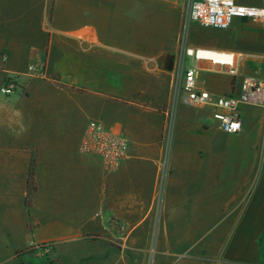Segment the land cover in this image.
Listing matches in <instances>:
<instances>
[{"label":"crops","instance_id":"obj_1","mask_svg":"<svg viewBox=\"0 0 264 264\" xmlns=\"http://www.w3.org/2000/svg\"><path fill=\"white\" fill-rule=\"evenodd\" d=\"M153 1L0 0V86L8 77L19 86L11 97L0 93V153L23 156L26 183L30 171L47 174L33 176L32 228L28 217L6 213L0 264H264V105L242 107L235 135L209 109L193 111L202 129L175 136L158 196L168 70L136 51L165 38L154 31L167 16L159 18ZM191 27L213 38L191 46L242 53L240 71L264 80V21ZM217 75L203 71V86L229 94L231 80ZM92 120L129 140L117 171L80 151ZM187 138L196 141L182 146ZM32 242L47 252H29Z\"/></svg>","mask_w":264,"mask_h":264},{"label":"built area","instance_id":"obj_2","mask_svg":"<svg viewBox=\"0 0 264 264\" xmlns=\"http://www.w3.org/2000/svg\"><path fill=\"white\" fill-rule=\"evenodd\" d=\"M264 21V7L245 5L237 0H190L185 15L187 26L197 25L220 30L229 29L235 19ZM245 56L231 50L183 45L179 55L176 73L172 82L174 101L184 99L186 104L211 111V119L227 134H239L243 130L242 107L264 105V80L249 77L244 80L241 91L236 94H213L203 86V71L237 78ZM190 63V67L186 66ZM31 74L45 77L35 66ZM19 89L17 80L8 77L0 86V93L11 97ZM84 155L99 159L107 172L117 171L129 156V140L115 127H108L101 121H90L80 141ZM167 165L163 162L159 179L158 196L164 194ZM160 190V191H159ZM163 192V193H162Z\"/></svg>","mask_w":264,"mask_h":264},{"label":"rangeland","instance_id":"obj_3","mask_svg":"<svg viewBox=\"0 0 264 264\" xmlns=\"http://www.w3.org/2000/svg\"><path fill=\"white\" fill-rule=\"evenodd\" d=\"M190 0H155L153 1L152 8L153 10H159V18L167 16L166 20L161 19L162 26L157 28L154 32L156 34H161L162 41H153L150 44H145V47L142 45L137 46V53L149 57H157L162 59V63H165V67L168 70V104L165 107L159 109L163 110L166 115L162 117V134L164 138V155L161 164L166 162L167 172L166 178L169 173V163H170V154L173 147L175 136L179 137V131L183 134L186 131H194L202 129L201 125L193 120V111L198 110L199 108L190 106L186 104L184 99H179L178 102L174 101L172 94V82L176 73V68L179 60V55L183 45H192L193 43H209L213 41L208 34L202 33L201 31H193L192 27L186 25L185 15L189 8ZM202 29V28H201ZM159 30V32H157ZM186 66L190 67V63L186 62ZM209 76V75H207ZM221 76V75H217ZM250 77L242 69L237 78L233 79L228 77L231 80L230 93L238 95L241 91L242 83L246 78ZM42 79V77H40ZM203 85L206 84V78L203 76ZM236 87V89H235ZM160 92H155V94ZM229 93V94H230ZM206 128V127H205ZM258 128L264 130L263 126ZM209 129L220 131V129L214 125L210 124ZM221 132V131H220ZM182 146H190L192 142H195V139L187 138L180 139ZM179 145V138L176 139V143ZM221 146L224 145L223 142H220ZM234 143L231 144V146ZM248 147V144H245ZM253 147V145H252ZM23 156L21 155H4L0 153V231L1 223L6 217V213H14L17 217H28L30 219V228L33 227V222L35 220L34 210H33V200L34 196L37 194L39 189L37 181L35 185L26 183L28 179V172L20 170V161ZM11 163L9 166L11 170L5 171L4 163ZM264 165V157H263ZM261 168L259 166L258 171L260 172ZM264 171V170H263ZM8 174V179L5 174ZM161 174V172H160ZM36 175V176H35ZM35 180L46 179V171H34ZM6 178V179H5ZM25 181V182H24ZM29 181V180H28ZM166 181H164L165 190ZM160 191V190H159ZM163 193V192H162ZM13 216H16L14 215ZM35 227V226H34ZM29 252L38 251L39 254H45L47 252L46 245L44 243L32 242L28 249ZM5 253V252H3ZM3 255V254H1ZM19 255H21L19 253ZM17 255V256H19ZM1 262V261H0ZM33 263H40L39 259L33 260ZM3 264V262H2Z\"/></svg>","mask_w":264,"mask_h":264},{"label":"trees","instance_id":"obj_4","mask_svg":"<svg viewBox=\"0 0 264 264\" xmlns=\"http://www.w3.org/2000/svg\"><path fill=\"white\" fill-rule=\"evenodd\" d=\"M33 176H34L33 173L30 171V172H29V184L32 183Z\"/></svg>","mask_w":264,"mask_h":264}]
</instances>
